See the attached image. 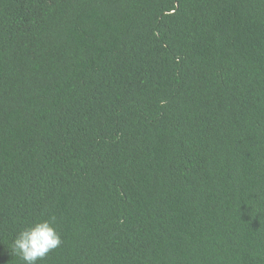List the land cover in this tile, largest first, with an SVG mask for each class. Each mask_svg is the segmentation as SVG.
I'll list each match as a JSON object with an SVG mask.
<instances>
[{
  "label": "trees",
  "instance_id": "16d2710c",
  "mask_svg": "<svg viewBox=\"0 0 264 264\" xmlns=\"http://www.w3.org/2000/svg\"><path fill=\"white\" fill-rule=\"evenodd\" d=\"M264 264V0H0V264Z\"/></svg>",
  "mask_w": 264,
  "mask_h": 264
},
{
  "label": "clouds",
  "instance_id": "9594fccd",
  "mask_svg": "<svg viewBox=\"0 0 264 264\" xmlns=\"http://www.w3.org/2000/svg\"><path fill=\"white\" fill-rule=\"evenodd\" d=\"M62 242L53 216L21 230L13 241L12 252L19 255L24 264H38Z\"/></svg>",
  "mask_w": 264,
  "mask_h": 264
}]
</instances>
